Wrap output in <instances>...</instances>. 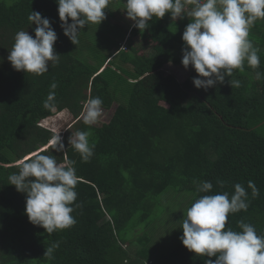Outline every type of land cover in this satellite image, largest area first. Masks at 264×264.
Returning a JSON list of instances; mask_svg holds the SVG:
<instances>
[{
  "label": "trees",
  "instance_id": "16d2710c",
  "mask_svg": "<svg viewBox=\"0 0 264 264\" xmlns=\"http://www.w3.org/2000/svg\"><path fill=\"white\" fill-rule=\"evenodd\" d=\"M192 7L187 4L185 13ZM32 11L49 19L58 37L54 50L61 55L42 75L17 71L7 59L18 31L35 38L36 26L28 19ZM190 20H173L166 13L148 21L144 31L133 25L126 51L118 45L113 54L96 60L94 52H85L84 29L76 45L64 35L56 0H0V264L215 261L217 257L198 255L183 245L181 221L179 241L168 251L161 248L153 215L157 198H165L168 190L190 193L185 219L196 199L231 195L239 183L248 193V208L229 213L225 230L241 231L238 222L243 220L264 236V137L249 125L251 117L264 122V19L255 22L248 36L259 49V67L245 60L243 71L234 69L223 84L207 90L197 89L194 77L179 82L164 69L183 66L182 34ZM236 80L240 86L231 87L229 82ZM53 82L58 85L55 111L67 110L73 120L60 136L65 145L61 152L50 144L54 133L39 125L53 114L44 108ZM91 97L102 99L103 111L116 103L108 121L98 126L81 119L83 104ZM77 131L88 132L95 145L87 163L69 143ZM37 154L75 161L80 181L73 206L81 207L72 213L76 223L70 228L48 233L32 224L25 212L26 194L9 184L10 174ZM204 181L212 183L210 192L198 191ZM249 181L259 190L255 198ZM54 243L59 246L50 259L45 252Z\"/></svg>",
  "mask_w": 264,
  "mask_h": 264
},
{
  "label": "clouds",
  "instance_id": "9594fccd",
  "mask_svg": "<svg viewBox=\"0 0 264 264\" xmlns=\"http://www.w3.org/2000/svg\"><path fill=\"white\" fill-rule=\"evenodd\" d=\"M58 14L62 21L64 35L73 44L79 43V33L89 22L99 24L105 18L104 10L109 0H56ZM193 5L185 13L187 4ZM127 17L134 21L140 31L149 27L153 17L163 18L166 13L171 18L191 17L182 40V65H191L198 78H193L197 89L207 90L230 77L234 69L243 71L245 60L253 67L260 64L259 49L248 39L249 30L258 19H264V0H126ZM69 18L71 23H69ZM35 24V38L28 31L20 30L14 36V43L7 59L17 71L42 75L49 70V62L58 64L60 56L54 50L57 34L48 18L32 11L28 17ZM257 79L261 74L257 73ZM231 87H239L238 80L229 82ZM57 83L50 85L51 91L44 102V108L56 110L55 89ZM103 101L100 97L87 100L83 120L85 124H95L102 114ZM89 133L77 131L71 135L69 143L79 152L84 163L94 154V144L89 143ZM56 152L65 149L61 137L57 135L50 141ZM75 161L59 162L54 155L37 154L28 162H22L19 172L9 176V184L17 191L26 194L25 212L29 221L43 227L48 233L70 228L76 223L72 215L78 192L76 186L80 177L76 174ZM34 178V179H29ZM222 185V182H220ZM212 183L202 182L198 191L207 193ZM253 198L259 195L253 181L248 182ZM248 208V193L239 183L234 185V193L203 195L187 209L183 220V245L191 252L201 256L217 257L208 259L205 264H264V236L258 235L256 228L238 222L241 231L230 227L225 230L229 213ZM59 245L54 243L45 255L53 258Z\"/></svg>",
  "mask_w": 264,
  "mask_h": 264
},
{
  "label": "rangeland",
  "instance_id": "374dc122",
  "mask_svg": "<svg viewBox=\"0 0 264 264\" xmlns=\"http://www.w3.org/2000/svg\"><path fill=\"white\" fill-rule=\"evenodd\" d=\"M104 12L106 18L101 23L95 24L89 22L85 25L83 28L84 31H82L80 35L86 36L85 42L87 48L85 52H94L96 60H102L104 57L113 54L117 50L118 45L119 49L126 51L128 45L126 39L129 37L128 32L134 25V21L127 17L126 0H109L108 7L104 10ZM124 35L125 39L122 41ZM136 40L137 39H133V43L135 45H137ZM121 41L122 43L119 44ZM107 61L104 62L103 66L107 63ZM93 63L95 62L92 61V64ZM164 69L175 76L179 82H183L187 78H193L196 76L195 73L193 74L194 68L190 65L187 69H185L184 66L168 64L164 67ZM85 106L86 103L83 104L82 108V120L85 112ZM115 107L116 103L113 104L110 110H102L101 116L93 125L98 126L107 122ZM52 113V116L40 122V126L53 132L55 137L57 135L62 136V134L72 124V116L67 110H63L61 112L53 111ZM249 125L256 129V131L264 137V122L261 123L260 119L257 117H251ZM166 194L165 198L163 195L157 198L156 209H154L155 214L153 215L161 236L160 246L164 249V251L170 250L174 247L177 241H179L178 224L180 221L183 222L186 207L191 199V195L187 191L178 194L173 190H168L166 191ZM106 219L107 218L104 220ZM130 257L134 259V257Z\"/></svg>",
  "mask_w": 264,
  "mask_h": 264
},
{
  "label": "built area",
  "instance_id": "2783aa9c",
  "mask_svg": "<svg viewBox=\"0 0 264 264\" xmlns=\"http://www.w3.org/2000/svg\"><path fill=\"white\" fill-rule=\"evenodd\" d=\"M190 4V3H189ZM40 125V124H39Z\"/></svg>",
  "mask_w": 264,
  "mask_h": 264
}]
</instances>
